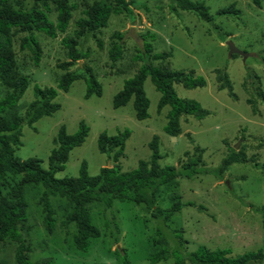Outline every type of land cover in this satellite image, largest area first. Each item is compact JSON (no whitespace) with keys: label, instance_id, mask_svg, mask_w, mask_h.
<instances>
[{"label":"rangeland","instance_id":"374dc122","mask_svg":"<svg viewBox=\"0 0 264 264\" xmlns=\"http://www.w3.org/2000/svg\"><path fill=\"white\" fill-rule=\"evenodd\" d=\"M94 1H74L77 8L72 12L65 33L58 32L57 37L51 38L35 32L42 47L38 65L34 64L29 50L21 49L26 33L12 36L10 50L16 66L30 79L19 102L22 117L34 99L35 85L57 89L64 73L60 65L68 60L62 39L78 29L77 21L85 17L83 3ZM126 1L130 3V13L112 15L107 27L98 32L96 38L84 36L79 40V48L87 57L71 67L79 73L83 65L91 67L102 85V95L86 98L84 80L74 82L68 92L58 90L56 102L61 109L41 118L32 128L24 125L22 144L15 155L22 160L38 158L48 169L49 156L58 147L60 127L65 125L68 133L73 134L81 121L90 128L87 139L71 151L65 169L56 174L57 178L77 177L84 161L92 176L103 167H112L110 155L98 150V138L103 132L117 135L124 129L131 131L121 158L123 172L136 169L142 160L150 163L149 143L155 135L160 139L161 166L181 167L195 156L198 146L203 151L201 165L210 172L191 179L174 180L161 187L157 194V206L164 209L177 201L196 205L184 207L172 218L166 229L170 246L177 245L178 231L187 252L196 251L200 246L210 250L227 249L231 257L264 252V214L260 211L264 205V102L258 96L259 92L264 93V0H193L205 3L212 22L203 21L194 12L178 9L176 0ZM14 2L25 8L33 4L32 0ZM231 7L238 13L219 14L220 10ZM48 16L54 23L57 21L56 6L50 5ZM228 41L251 56L246 59L241 55L229 57ZM113 42L122 44V57L116 62L110 59ZM147 42L152 45V55L170 54L166 63L171 70H193L207 81V86L200 89L175 86L179 97L196 100L210 112L201 120L182 117V132L177 137L164 131L170 108L158 111L161 94L150 79L145 82L150 100L148 119L135 117L132 102L118 109L113 107L114 95L139 70L142 62L137 56ZM225 69L235 97L228 90L218 89L217 70ZM3 95L4 92L0 97ZM232 147L237 152L242 150L248 161L235 163L218 176L215 170ZM20 180L19 176H9L3 185L4 193L19 188ZM22 191L28 202V217L20 224V230L32 249L29 253L32 262L51 259L55 264H126V260L127 264H152L151 256L160 249L157 243L159 222L145 204L115 200L108 208L103 202H93L90 205L92 219L101 236L91 241L87 252H82L73 242L74 224H66L69 203L59 196H50L55 226L49 232L40 204L45 189L40 185H24ZM16 247L17 243L12 241L0 244V264H15ZM174 261L171 257L156 264H174ZM248 264H264V261Z\"/></svg>","mask_w":264,"mask_h":264},{"label":"trees","instance_id":"16d2710c","mask_svg":"<svg viewBox=\"0 0 264 264\" xmlns=\"http://www.w3.org/2000/svg\"><path fill=\"white\" fill-rule=\"evenodd\" d=\"M74 1L76 0H32V6L25 8L19 2L15 5L14 0H0V95L4 92L0 97V244H5L7 241L17 243L15 264H55L51 259L32 262L29 258L32 249L26 244L20 230V224L28 217V202L22 187L40 185L45 189L40 204L45 213L44 224L47 230L52 232L55 226V211L50 196H59L70 205L66 224L75 226L73 242L79 251L87 252L91 241L101 236L100 229L92 219L90 205L93 202L100 201L111 208L115 200L121 202L132 200L136 204H145L152 211V217L159 222L157 243L160 249L151 256L152 264L167 261L171 257L175 258L174 264H248L264 261L263 251L247 252L238 257H231L227 249L210 250L206 246H200L196 251L187 252L185 242L182 241L178 231L177 245L170 246L166 229L169 228L172 218L184 207L196 205L192 202L183 204L177 201L171 207L164 209L157 206V194L161 187L174 180L191 179L210 172L201 165L203 151L198 146L195 147V156L181 167L161 166L160 139L155 135L149 143L152 152L150 163L142 160L136 169L123 172L121 158L131 131L124 129L117 135L103 132L98 138V150L102 154L110 155L114 165L103 167L97 175L92 176L88 172L87 162L84 161L77 177L57 178L56 174L65 169L71 151L82 146L87 139L90 128L81 121L78 130L73 134L68 133L65 125L60 127L57 137L58 147L49 156L48 169L42 166V161L38 158L22 160L15 155L16 149L22 144L24 125L32 128L41 118L52 116L61 109V105L56 102L58 90L68 92L74 82L84 80L86 98L92 95L101 96L103 93L102 85L91 67L83 65V68H79L83 70L82 73L72 71L71 67L87 57L79 48V40L82 37L96 38L97 33L107 27L112 15L131 12L130 3L126 0H96L91 4L83 3L86 7L85 17L77 21L78 29L73 35L62 39L68 60L60 65L64 73L58 81L57 89L35 85L34 99L28 104L25 117L19 114V102L30 85V79L20 73L16 66L10 50L12 36L20 32L26 33L21 41V49L29 50L34 64L38 65L42 58V47L35 32L51 38L57 37L58 32L65 33L72 19V12L77 8ZM176 3V7L180 10L194 12L203 21H213L209 8L204 2L176 0ZM50 5L56 6L58 12L55 23L48 16ZM231 13H238V10L231 7L219 11L220 15ZM116 35L118 39H122L120 34ZM99 44L102 47L100 40ZM152 52V45L145 43L144 50L137 56L142 64L137 73L127 79L123 88L114 95L113 107L118 109L132 102L135 117L138 120L148 119L150 100L145 91V82L150 79L161 94L157 105L158 111L161 112L166 107L170 108L164 131L169 136L177 137L182 132V117L191 116L201 120L210 112L196 100L179 97L175 86L179 85L187 90L200 89L207 86V81L193 70H171L166 63L170 57L169 53L152 55ZM235 55L237 54L233 56ZM121 57L122 44L113 42L110 59L116 62ZM156 60H160V63L157 64ZM217 82L219 90H228L231 96L235 97L226 69L217 70ZM258 96L264 102V93L259 92ZM249 102L254 103L251 100ZM247 161L242 150L237 152L232 147L215 172L220 176L231 165L247 163ZM9 176H19L21 180L19 188H12L5 194L3 185ZM198 208L203 209L201 206ZM260 211L264 214V205ZM124 261L127 264V261Z\"/></svg>","mask_w":264,"mask_h":264},{"label":"water","instance_id":"95a60500","mask_svg":"<svg viewBox=\"0 0 264 264\" xmlns=\"http://www.w3.org/2000/svg\"><path fill=\"white\" fill-rule=\"evenodd\" d=\"M227 46L229 48V57H232L234 54L237 55H241L244 59L248 58L249 56H251V54H247L245 52H242L241 50H239L235 44L231 41H228ZM238 146H236L235 148H237Z\"/></svg>","mask_w":264,"mask_h":264}]
</instances>
